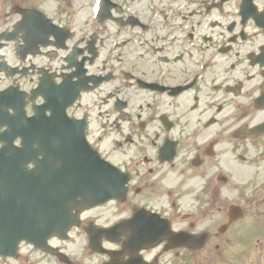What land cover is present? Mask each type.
Instances as JSON below:
<instances>
[{
  "label": "flooded vegetation",
  "instance_id": "1",
  "mask_svg": "<svg viewBox=\"0 0 264 264\" xmlns=\"http://www.w3.org/2000/svg\"><path fill=\"white\" fill-rule=\"evenodd\" d=\"M254 32L255 28L252 27L249 31V35H252ZM150 34L152 35L151 32ZM148 37L149 39L156 40V37L154 36L149 35ZM35 57V63H31L33 66L27 70L25 75H18L15 80L23 88H29V90H31L35 87V83L40 77L41 69H46L49 73H55L57 76V81L69 80L71 78V74L69 73L70 70H60L59 66L63 65V63L59 61L58 57L52 58L45 55H36ZM226 59H229L230 62L228 66H226V73L224 74V77L228 82L227 84L229 90H233L237 93L241 90V94L236 96L237 99L242 97V99L247 100L252 98L253 95H257L258 92H264V45L256 47L251 43V41H242L241 45L233 46L232 48H226ZM20 66H23V64ZM179 73L181 76L178 73H175L173 69L166 68L162 71L158 70L157 75H154L150 78H148L145 73L144 75L147 79L146 81L153 80L156 76H158V82L160 84L164 86L177 87L189 80L187 79L182 81L187 76L188 70L184 69L183 73ZM177 77H179V79L174 81ZM193 77H196V75ZM119 78L120 72L116 71L114 80L118 81ZM147 90L152 94H163V96L166 97L165 94L170 95L172 89H165V91ZM104 95V93L99 94L101 97L98 100L99 104L97 105L99 109L90 110V133L96 131L102 136L111 135L113 138L119 141L125 140L130 137V126L135 115V113L132 111L133 101L136 99V96L126 97L131 105H129V108L125 111L120 112V110L116 108V104L112 103L110 96ZM145 100H147L148 105L144 109L147 112V114L144 116V132L148 130V135L154 134V132L159 128L157 125L153 124L156 122V120H158V124H161V126L165 128L164 124L162 123V120L165 118V116L171 120L172 126L176 127L175 120L172 117L168 116L167 114L160 115L163 112H169L170 115L173 116L172 113H174V110L172 113L170 112L172 108L171 100L165 98L164 103L161 105L162 110L160 114H156L153 106L154 101L151 99L149 94H147ZM77 110H80V107L77 106ZM71 113L76 117L86 115V107H84L81 112L73 110ZM95 113L98 115L97 120L94 118ZM254 118L255 117L253 115L249 116V122L251 125L257 124L264 120L263 117H256V119ZM132 125H135V123H132ZM137 127L140 130L142 129L141 125H138ZM245 140L250 141L251 139ZM148 141H151V139ZM188 141L189 140H187V142ZM177 142L182 145L185 141L178 140ZM246 146V142L241 144L233 143V147L235 149L244 148ZM193 157L201 159V155L197 150Z\"/></svg>",
  "mask_w": 264,
  "mask_h": 264
},
{
  "label": "rangeland",
  "instance_id": "2",
  "mask_svg": "<svg viewBox=\"0 0 264 264\" xmlns=\"http://www.w3.org/2000/svg\"><path fill=\"white\" fill-rule=\"evenodd\" d=\"M81 4H84L86 0H78ZM136 2V6L138 9H143L145 7L146 0H141V3H137V0H134ZM43 7L48 9V6L46 3L39 2ZM15 18V16H13ZM160 45H163V43H159ZM166 52L165 50L161 52H156V55L152 58L140 55L138 57V63H139V70L143 71L145 75L150 78L154 75H157L158 70H164L166 68L173 69L175 73H178L180 76L181 73H183L184 67L186 66V69L193 67L192 63L190 65H187L186 59L184 55H180L178 50L184 49H176V47H173L171 45L165 44ZM168 56L167 60L163 61L160 60L158 57L162 56ZM176 56L177 57L176 59ZM135 57L137 56H130L129 54L126 55V58L128 61H135ZM175 57V59H173ZM193 57V55H192ZM223 62V61H222ZM222 62H216L215 65H212L211 69L207 73V76L204 78V82L202 84H206L211 81V78L214 76L220 77L221 70L225 69L226 66L229 64V59H226L223 63ZM222 63V65H221ZM221 65V66H220ZM179 76V77H180ZM177 77L174 81H177L179 79ZM110 85H108V88ZM199 93L192 92L189 98L182 100V107L181 109H184L185 106L191 104L194 100V95L196 96V99L198 100V105L196 106L194 112L189 114V117L194 122L197 121L198 118H201L200 115L204 114L206 118H208L210 115L213 114V111L216 110V105H218L215 95L210 93V91L207 90V88L202 87L201 90L198 91ZM134 106V105H133ZM135 114L140 115L141 117H144L147 112L144 109L135 108L132 110ZM179 114L182 115L180 118L179 125V132L181 134H185L186 132V126L188 125L186 121V118H183L185 114H182V111L179 110ZM192 125H189L188 129ZM211 127V126H210ZM187 129V130H188ZM111 158L114 159V161L121 162L123 159H125V156L114 154L111 155ZM239 178H247L246 173H241L238 175ZM174 182V181H173ZM180 191V190H179ZM134 193V192H132ZM181 195L183 197V205L188 206L185 204L188 202V204H191V198L190 194L185 190V187L182 189ZM130 206L136 204L140 205L141 203H146L145 199L143 198V193L139 195H135V197H132L130 199ZM112 210V207H107L106 209L102 211H108L107 212V219L101 218L102 223H106L110 221L111 219H114L115 217L119 218L128 213V209L125 211L124 208H120L117 210L116 213H113L110 211ZM130 212V211H129ZM256 217H264V210H262V214H259L257 216L248 215L247 219L240 223L239 225H242L244 227L249 228L250 221L253 220ZM248 242L246 247L242 245L243 248L242 251H237L233 248L234 242H230V247H227L226 251V242L224 241H211L203 250L198 251H190L191 254H187L186 256H183L182 258V264H264V236L255 235L254 233H251L248 235ZM219 243L220 249L217 250L214 248L215 243ZM165 264H168V261H165Z\"/></svg>",
  "mask_w": 264,
  "mask_h": 264
},
{
  "label": "water",
  "instance_id": "3",
  "mask_svg": "<svg viewBox=\"0 0 264 264\" xmlns=\"http://www.w3.org/2000/svg\"><path fill=\"white\" fill-rule=\"evenodd\" d=\"M25 195V194H23ZM71 204H68V208L69 207H73L70 206ZM22 211L21 213H17L14 216V220L17 222L16 224V228L15 231L12 233H0V236L3 238L4 242L8 243L10 241H12L13 239H15L17 237V233L19 231H27V235H32L34 236L36 239H41L43 240L46 237V234L42 231V223L43 221L41 220H28L26 216L28 217H32V216H37V211L33 206L30 205H22L20 206ZM70 208V209H71ZM57 212H60V210H58ZM56 212V213H57ZM3 214V209H2V205L0 203V215ZM10 214L11 216L14 215V211L13 209L10 210ZM61 218L63 216H60ZM68 219L66 218L64 223L67 221ZM62 225H57L56 229L54 230L55 233L58 234H62ZM29 231V232H28Z\"/></svg>",
  "mask_w": 264,
  "mask_h": 264
}]
</instances>
